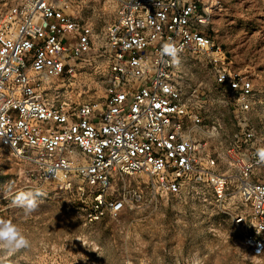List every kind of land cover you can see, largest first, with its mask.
Segmentation results:
<instances>
[{"label": "built area", "instance_id": "obj_1", "mask_svg": "<svg viewBox=\"0 0 264 264\" xmlns=\"http://www.w3.org/2000/svg\"><path fill=\"white\" fill-rule=\"evenodd\" d=\"M71 4L16 0L0 16V151L34 166L58 190L86 196L88 224L115 220L139 202V192L125 186L136 175L146 176L154 207L189 183L206 184L218 200L231 185L242 208L233 217L239 242L261 259L264 163L256 153L264 146L214 154L210 142L221 127L205 123L211 89L242 130L264 105L205 33L220 4L117 0L100 40ZM165 43L181 49L179 65L162 53ZM196 57L210 69L200 80L186 69ZM79 67L105 73L102 106L61 102L54 81L74 77ZM224 164L232 176L218 174Z\"/></svg>", "mask_w": 264, "mask_h": 264}, {"label": "rangeland", "instance_id": "obj_2", "mask_svg": "<svg viewBox=\"0 0 264 264\" xmlns=\"http://www.w3.org/2000/svg\"><path fill=\"white\" fill-rule=\"evenodd\" d=\"M15 1L0 0V16ZM216 1L220 7L205 33L219 46L232 70L253 79L255 93L260 95L264 76L256 74L264 70V0ZM116 5L117 0H72L71 4L75 16L93 25L99 40L114 18ZM194 69L200 80V66ZM106 82L102 71L79 67L74 77L56 80L54 86L61 102L70 107L102 106ZM217 96L211 89L206 102L205 123L210 126L217 120L221 127L218 138L210 142L211 151L226 152L236 145L241 149L263 147L264 126L250 122L248 128L240 129L231 111L217 104ZM218 174L233 175L226 164ZM146 181L143 174L126 180L127 190L140 194L132 208L115 220L106 217L88 224L86 196L58 190L44 182L34 166L0 151V221H10L30 242V247L10 255L0 249V264H264V255L253 260L239 242L240 229L233 217L242 208L233 186L218 200L206 184L189 183L182 194L154 207ZM29 190L42 195L38 208L26 215L12 200L18 192Z\"/></svg>", "mask_w": 264, "mask_h": 264}, {"label": "clouds", "instance_id": "obj_3", "mask_svg": "<svg viewBox=\"0 0 264 264\" xmlns=\"http://www.w3.org/2000/svg\"><path fill=\"white\" fill-rule=\"evenodd\" d=\"M181 49L174 43H165L162 47V53L170 57L173 64L179 65ZM258 162L264 163V148L258 149L256 153ZM42 193L36 191H21L18 192L12 200L13 205L24 210L26 215L31 214L38 208V197ZM30 247L29 240L22 234L20 229L13 225L10 221H0V249L7 254H13L20 249ZM3 258L0 257V260Z\"/></svg>", "mask_w": 264, "mask_h": 264}, {"label": "crops", "instance_id": "obj_4", "mask_svg": "<svg viewBox=\"0 0 264 264\" xmlns=\"http://www.w3.org/2000/svg\"><path fill=\"white\" fill-rule=\"evenodd\" d=\"M195 66H200L201 73H205V72L210 70L209 66L206 64V62H203L201 58L196 57L195 61L193 63L187 64V66H186V69H189V71L194 74L195 78H196V72L194 69ZM256 76L258 78L264 76V70H258ZM245 77L250 79L252 84L254 85V81L252 78H250L247 75ZM263 93H264V91H263ZM263 93L261 92L260 95H257V98H258V100L263 101V103H264V94ZM250 121L252 124H261L264 126V105H261L259 107V110H254V112L250 116Z\"/></svg>", "mask_w": 264, "mask_h": 264}]
</instances>
